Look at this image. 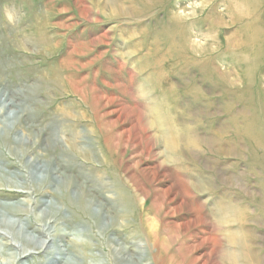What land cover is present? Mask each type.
I'll return each instance as SVG.
<instances>
[{
    "label": "rangeland",
    "instance_id": "1",
    "mask_svg": "<svg viewBox=\"0 0 264 264\" xmlns=\"http://www.w3.org/2000/svg\"><path fill=\"white\" fill-rule=\"evenodd\" d=\"M0 89V261L264 264V0H0Z\"/></svg>",
    "mask_w": 264,
    "mask_h": 264
},
{
    "label": "bare ground",
    "instance_id": "2",
    "mask_svg": "<svg viewBox=\"0 0 264 264\" xmlns=\"http://www.w3.org/2000/svg\"><path fill=\"white\" fill-rule=\"evenodd\" d=\"M1 90V89H0ZM2 91V90H1ZM3 92H5V91H3ZM3 92H1V93H3ZM6 93V92H5ZM8 93V92H7ZM4 94V93H3ZM2 95V94H1ZM12 96V95H11ZM10 96V97H11ZM12 98V97H11ZM0 99H2V97L0 98ZM14 100V99H13ZM13 100H11L10 99V101H9V103H6L5 101H3V99L0 101V105H2L1 106V108H0V124H1V127H3V122L5 123L7 120H9L10 119V117H11V115L12 114H14L15 113V110L16 109H14V107H16L17 105H15L14 104V102H13ZM25 107V106H24ZM4 109H10V111H4ZM7 126V125H6ZM32 165L34 166V167H42V169L43 170H45L46 168H47V166L43 163L44 161H42V160H38V159H36V158H33L32 160ZM38 167V168H39ZM46 167V168H45ZM50 167H51V164H50ZM55 167V166H54ZM32 169H34V168H32ZM51 172L55 175V177L57 176V177H59L60 175H58V171H57V169H56V167L55 168H52L51 169ZM35 173V172H34ZM29 174V173H28ZM32 174V177L33 178H38V180L40 179V181L41 180H43L44 179V175H42L41 173V175L39 174V175H37V172H36V175H33V173H31ZM52 174V175H53ZM63 176V175H62ZM65 178V177H64ZM63 179V178H62ZM55 181V180H54ZM58 181H59V178H58ZM52 184V183H51ZM48 190H49V188H48ZM51 190V189H50ZM61 193V192H60ZM76 194V202H77V204H79V206L83 209V210H87V209H90V206H91V204H90V201H88V200H85V199H82L81 198V194L80 193H78V192H76L75 193ZM65 195V194H64ZM49 196V195H48ZM66 196H68V195H65L64 197H66ZM43 197V196H42ZM62 197V196H61ZM73 201V200H72ZM94 201V200H93ZM43 202H44V204H45V206H47L48 208H54L55 206H57V204L59 203V201H58V199L57 198H55L54 196L53 197H45V199L43 200ZM41 206V205H40ZM101 206V205H100ZM3 208H5L6 210H10V211H13V210H16V208L14 207V206H4ZM59 208V207H58ZM66 209V208H65ZM97 213L96 214H98L99 212H100V210L97 208L96 210H95ZM5 218H7V215L5 216ZM1 221V223L4 225H8V226H14L15 227V225H18V223H17V219H13L11 216L9 217V218H7L6 220H0ZM51 224V223H50ZM49 224V225H50ZM21 226V225H20ZM6 230H7V228H6ZM17 231H16V233H23L22 232V229L19 227L18 229H16ZM47 230V229H46ZM48 231V230H47ZM5 233H2V234H7V236L8 237H11L9 234H10V232L9 231H4ZM15 232V231H14ZM25 233V232H24ZM46 233V232H45ZM48 234V233H47ZM7 236H4V237H7ZM51 236V235H50ZM7 237V238H8ZM27 237V238H26ZM26 237H24V238H26V239H28L29 238V240H31V241H35V242H37L38 241V239H37V237H29L28 235L26 236ZM12 238V237H11ZM46 238V237H45ZM50 238V237H49ZM62 239V238H61ZM8 240V239H7ZM63 240V239H62ZM8 241H10V240H8ZM46 241V240H45ZM53 241H55V240H53ZM11 242V241H10ZM61 242V241H60ZM19 242H17V246L18 247H20L19 245L20 244H18ZM64 243V242H63ZM67 243V242H66ZM69 243V242H68ZM67 243V244H68ZM70 243H72L73 244V242H70ZM12 244H15V243H12ZM65 245V243H64V245L65 246H67L68 247V245ZM75 244V243H74ZM73 244V245H74ZM16 245V244H15ZM73 245H72V247H73ZM75 246H77V245H75ZM55 247V246H54ZM59 247V246H58ZM66 247V248H67ZM70 248H71V245L69 246ZM83 247V246H82ZM57 248V247H56ZM5 249V248H4ZM63 249V248H62ZM65 249V248H64ZM63 249V250H64ZM72 249V248H71ZM60 250V249H59ZM0 252H1V250H0ZM56 252H58V250L56 251ZM70 252V251H69ZM60 253V252H59ZM63 253H65V250H64V252ZM62 252L59 254V256L61 255V254H63ZM72 254V253H71ZM129 254V253H128ZM9 255V254H8ZM21 255V254H20ZM55 255V254H54ZM67 255V254H66ZM17 256V255H16ZM53 256V255H52ZM58 256V257H59ZM63 257H65V256H63ZM63 257L61 256L60 258H62L63 259ZM128 258V259H127ZM74 259V258H73ZM134 259H136L132 254L131 255H127V257H126V260L130 263V264H135V262H133V260ZM68 260H69V258H68ZM52 261V260H51ZM64 261V260H63ZM3 262V263H2ZM17 262V261H16ZM68 262V261H67ZM0 263H2V264H6L7 262H5L4 260H2V261H0ZM71 263V262H70ZM72 264V263H71ZM79 264V263H78Z\"/></svg>",
    "mask_w": 264,
    "mask_h": 264
}]
</instances>
